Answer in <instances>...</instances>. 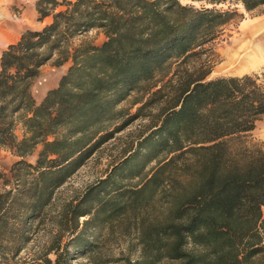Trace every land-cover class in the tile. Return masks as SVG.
<instances>
[{
	"label": "trees",
	"instance_id": "obj_1",
	"mask_svg": "<svg viewBox=\"0 0 264 264\" xmlns=\"http://www.w3.org/2000/svg\"><path fill=\"white\" fill-rule=\"evenodd\" d=\"M226 2L246 11L264 5L38 0L39 19L51 15V22L24 30L0 56V147L18 157L1 184L0 228L7 227L3 214L22 197L28 201L18 205L20 218L37 217L53 191L109 138L106 124L122 116L117 105L133 91L159 86L152 94L166 89L171 100L159 124L91 187L90 205L71 207L73 220L87 216L84 224L98 225L139 217L141 253L127 264H264V142L252 138L264 116V68L209 79L211 66L200 57L206 44L242 17L236 8L216 7ZM92 29L105 40L70 51V39ZM54 56V65L71 64L36 103L32 83ZM17 113L21 138L14 132ZM34 153V162L28 161ZM154 160L138 184L115 178V170L135 178ZM22 169L35 175L31 181ZM19 251L1 252L0 264H19L10 261ZM55 252L54 262L45 264H65Z\"/></svg>",
	"mask_w": 264,
	"mask_h": 264
},
{
	"label": "rangeland",
	"instance_id": "obj_2",
	"mask_svg": "<svg viewBox=\"0 0 264 264\" xmlns=\"http://www.w3.org/2000/svg\"><path fill=\"white\" fill-rule=\"evenodd\" d=\"M195 5L199 6L200 3H195ZM216 7L236 8L242 17L226 25L216 40L204 46L200 57L202 61L211 66L208 78L241 76L263 69L264 58L252 64L249 62L243 65L244 67L234 64H231L232 66L229 64V66L225 63H227V48L234 39L242 36L246 25L259 22L261 24L256 34L264 33V5L252 11H246L240 3L234 2H226ZM21 9L22 4L15 0H0V21L11 23L9 15L18 14ZM104 40L105 36L101 30L92 29L71 38L70 51L80 44L100 45ZM54 59L55 56L45 64L43 69L49 71L59 69L60 66L54 65ZM41 82L40 79L33 81V94L37 95L36 89ZM158 87L152 88L149 92L133 91L117 105L122 116L106 124V130L112 132L109 138L100 144L92 155L53 191L48 204L42 208L37 217L26 220L20 218L18 205L23 201L27 203L28 199L25 197L20 199L19 204L15 203L18 205H14L12 211L6 215L3 214V217L7 219V227L0 228V253H8L10 256L11 252L20 247L18 255L10 260L11 263L45 264L46 259L53 263L56 258L55 251L63 255L65 264H127L128 261L132 262L140 256L139 217H134V213L121 216L110 223L100 222L94 225L84 224L87 216L80 217L76 222L72 218L70 209L76 205L80 208L90 205L92 193L88 192L91 191V187L112 172L124 158L131 155L138 141L159 124L171 100L170 96H165L166 89L152 94ZM19 116L20 113L15 114L18 135L24 131L19 124ZM252 138L264 142V116L252 131ZM29 159L34 162V158L29 157ZM156 162L154 160L146 164L139 170V176L135 178H130L126 170L122 172L115 170V178L126 186L138 184L149 174ZM21 173L22 177L28 181L35 176L27 175L25 169H22ZM2 189L0 185V190ZM159 264H175V262L163 260Z\"/></svg>",
	"mask_w": 264,
	"mask_h": 264
},
{
	"label": "crops",
	"instance_id": "obj_3",
	"mask_svg": "<svg viewBox=\"0 0 264 264\" xmlns=\"http://www.w3.org/2000/svg\"><path fill=\"white\" fill-rule=\"evenodd\" d=\"M22 4L21 11L18 14H10L9 17L12 21L8 23L7 21H0V56L2 51L7 47V45L16 42L22 32L26 29H40L45 24L50 23L52 20L51 15L45 16L42 19H39V13L37 10L36 2L38 0H15ZM61 1V0H57ZM62 6L58 5L55 10L61 9ZM10 13V12H9ZM71 64V60L68 59L63 64L59 65V69L54 71H49L43 69L45 64L41 67L40 73L36 80L40 79L42 82L40 86L36 89L37 95L33 94V85L31 87L32 95L36 101L39 103L46 92L52 88H55L58 85V82L63 74H65L66 70ZM22 127V124L19 123ZM16 126L14 132L18 138H21L23 133L18 135L16 131ZM23 130V127H22ZM35 158V153L26 157L27 160ZM18 157L14 155L9 149L0 147V185L3 183V180L7 177H10V169L14 161H16Z\"/></svg>",
	"mask_w": 264,
	"mask_h": 264
},
{
	"label": "bare ground",
	"instance_id": "obj_4",
	"mask_svg": "<svg viewBox=\"0 0 264 264\" xmlns=\"http://www.w3.org/2000/svg\"><path fill=\"white\" fill-rule=\"evenodd\" d=\"M260 24L261 23L258 22L256 24L246 25L243 28L242 36L234 39L231 45L227 48V63L225 64L243 66L245 64H248L249 62H251L252 64V62H256L258 60H261V58H264V33L262 32L256 34L257 30L260 28Z\"/></svg>",
	"mask_w": 264,
	"mask_h": 264
}]
</instances>
